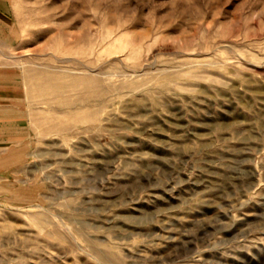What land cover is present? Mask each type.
<instances>
[{
  "label": "rangeland",
  "instance_id": "obj_1",
  "mask_svg": "<svg viewBox=\"0 0 264 264\" xmlns=\"http://www.w3.org/2000/svg\"><path fill=\"white\" fill-rule=\"evenodd\" d=\"M29 202L0 264H264V0H11Z\"/></svg>",
  "mask_w": 264,
  "mask_h": 264
},
{
  "label": "crops",
  "instance_id": "obj_2",
  "mask_svg": "<svg viewBox=\"0 0 264 264\" xmlns=\"http://www.w3.org/2000/svg\"><path fill=\"white\" fill-rule=\"evenodd\" d=\"M19 36L11 0H0V52L13 51ZM8 65H0V198L27 203L32 195L29 184L35 157L26 95Z\"/></svg>",
  "mask_w": 264,
  "mask_h": 264
}]
</instances>
